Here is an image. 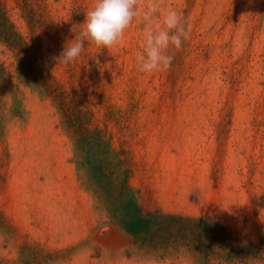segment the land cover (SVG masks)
Instances as JSON below:
<instances>
[{
  "label": "rangeland",
  "instance_id": "1",
  "mask_svg": "<svg viewBox=\"0 0 264 264\" xmlns=\"http://www.w3.org/2000/svg\"><path fill=\"white\" fill-rule=\"evenodd\" d=\"M95 3L0 0V264H264V0H161L190 38L151 74L142 15L58 63Z\"/></svg>",
  "mask_w": 264,
  "mask_h": 264
},
{
  "label": "clouds",
  "instance_id": "2",
  "mask_svg": "<svg viewBox=\"0 0 264 264\" xmlns=\"http://www.w3.org/2000/svg\"><path fill=\"white\" fill-rule=\"evenodd\" d=\"M96 0L75 39L64 47L58 63L69 64L81 57L85 42L95 48L111 50L119 45L127 29L138 15L146 25L142 51L136 53V66L142 73L168 71L174 55L170 48L180 50L190 38L185 19L175 10H163L161 0ZM141 8H143L141 12Z\"/></svg>",
  "mask_w": 264,
  "mask_h": 264
},
{
  "label": "trees",
  "instance_id": "3",
  "mask_svg": "<svg viewBox=\"0 0 264 264\" xmlns=\"http://www.w3.org/2000/svg\"><path fill=\"white\" fill-rule=\"evenodd\" d=\"M195 221L200 226L201 231L206 230L208 232L210 235L209 237L213 240L212 246L217 243L224 247V261H230L233 259L241 260L243 249L235 246L236 243L234 242L232 234L225 227L215 221H212L211 223H208L205 220ZM254 248V246H250L248 250L250 251Z\"/></svg>",
  "mask_w": 264,
  "mask_h": 264
}]
</instances>
